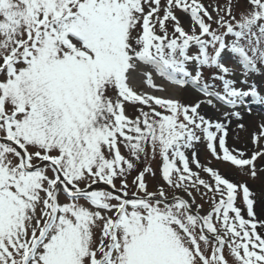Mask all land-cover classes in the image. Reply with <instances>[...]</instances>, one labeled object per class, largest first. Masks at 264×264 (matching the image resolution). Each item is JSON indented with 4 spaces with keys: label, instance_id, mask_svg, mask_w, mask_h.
Here are the masks:
<instances>
[{
    "label": "snow or ice",
    "instance_id": "6c2138e0",
    "mask_svg": "<svg viewBox=\"0 0 264 264\" xmlns=\"http://www.w3.org/2000/svg\"><path fill=\"white\" fill-rule=\"evenodd\" d=\"M248 4L237 19L232 0L215 17L200 0L163 8L161 0H0V264H229L225 247L234 264H264V223L247 184L186 155L203 139L213 158L257 179L264 149L233 154L226 124L201 115L199 103L129 85L143 69L150 87L155 73L191 85L209 105L236 107L249 96L264 104L255 85L235 87L223 63L228 54L237 60L241 84L264 66V0ZM175 10L189 14V30ZM205 68L216 70L222 93L204 81ZM127 103L142 106L136 117ZM262 138L264 125L253 143ZM157 155V191H148L151 167L130 189L138 162ZM193 190L210 199L207 214L193 209Z\"/></svg>",
    "mask_w": 264,
    "mask_h": 264
},
{
    "label": "rangeland",
    "instance_id": "374dc122",
    "mask_svg": "<svg viewBox=\"0 0 264 264\" xmlns=\"http://www.w3.org/2000/svg\"><path fill=\"white\" fill-rule=\"evenodd\" d=\"M200 2L207 8L209 13L212 14L213 17H215V12L213 11V9L216 7H223L228 3V0H200ZM165 4L166 0H161L162 8ZM249 7L250 5L248 4V0H232V10L233 13L237 16V19H239L240 13L246 12ZM162 14L163 13L161 11L160 15ZM175 15L177 16L178 20L185 28V30H189L191 24L189 14L184 13L181 10H175ZM168 27L169 32L171 33V23H169ZM213 27H216V25L213 24ZM157 31L159 32L158 28ZM223 63L225 64V66L229 67V69L233 73L226 78L234 80L236 82L235 87L243 90H248L249 85H255L260 95L264 96V66H258L260 69L259 72L249 74L247 76L248 83L241 84L240 81L245 77L242 76L243 69L242 66L237 62V60L230 54H228L224 56ZM143 71L144 70L141 69L137 72H134L130 78L135 83L134 85L132 84L134 86V88L132 89L138 94H149L154 97L172 99L175 101H179L181 104L187 106L199 103L200 108L198 109V111L201 115H204L211 121L222 122L226 124L228 130L226 146L230 151H233V154H238L235 151L238 150L239 152L244 153V158H250L254 151L264 149V138L261 139L259 146L253 143L254 134L259 135L261 131V125H264V104L255 101L252 97L249 96L245 98L244 105H238L236 107L225 105L223 102L215 99H213L212 105H209L207 102L209 98L201 94L191 85L180 87L159 77L155 73L153 74L152 82L154 85H156V87H150L146 83V78L143 74ZM215 72V69H203V79L209 84H214L215 90L222 93V82L212 79V75ZM251 106H253L255 109H252ZM140 107L142 106L127 103L125 105L126 115H128L130 118L136 117L139 114ZM144 110L147 111V108L145 107ZM234 112L239 113L240 119H237L233 115H228L227 117L225 116V113L230 114ZM241 124L243 125V128L238 127V125ZM121 151L127 156V152L123 148L121 149ZM193 151L196 153V158L202 165L218 170L222 176L233 183L247 184V186L253 193L252 198L254 200L253 210L255 213V219L258 224L264 223V159H258L256 161L257 168L261 169L262 171L259 173L257 179H252L247 174V169L242 171L240 168L232 166L228 162L216 160L215 158H213L211 152L207 148L206 141H204L203 139L201 140V142L195 144L193 149L186 150V155L191 158ZM161 166L162 161L158 155L155 159H142L137 164V170H134L128 176L130 189L132 187V181L138 174V171H142L145 167H151L155 171L156 175L155 177L147 175L145 179L148 185V191H157L158 187L163 183L160 176ZM190 166L192 167L193 171L199 172L202 178L206 180L210 179L206 173H204L201 169H197L194 164H191ZM49 175H51V173H49ZM117 186L119 187V184H117ZM166 191L169 198L171 199L174 190L166 189ZM201 191H203V189H201ZM181 193H183V196L181 195ZM178 194L186 199H191L190 197H187V195L183 191H178ZM193 196L195 197V204L193 205V207H196V205H200V211L205 212L206 214L211 211L212 204L208 197H202L201 194L197 193L195 190H193ZM209 196H211V194H209ZM61 200H63V197H61ZM237 206L242 209V215L246 219H251L247 216V209L246 205L243 203L242 196L237 198ZM258 231L264 234V228L258 227ZM223 254L229 261V264H234V261L229 254L227 247H225Z\"/></svg>",
    "mask_w": 264,
    "mask_h": 264
},
{
    "label": "bare ground",
    "instance_id": "6f19581e",
    "mask_svg": "<svg viewBox=\"0 0 264 264\" xmlns=\"http://www.w3.org/2000/svg\"><path fill=\"white\" fill-rule=\"evenodd\" d=\"M132 84L134 85L135 83L133 82L132 79H129V85H130V87L134 88V86H133ZM139 89H140V87H139ZM251 108H252V109H255L253 106H251ZM181 195L183 196V193H181ZM193 209H195V207H193ZM200 213H201L202 215L206 214L205 212H202V211H200Z\"/></svg>",
    "mask_w": 264,
    "mask_h": 264
}]
</instances>
